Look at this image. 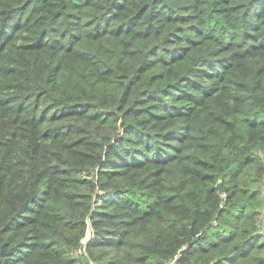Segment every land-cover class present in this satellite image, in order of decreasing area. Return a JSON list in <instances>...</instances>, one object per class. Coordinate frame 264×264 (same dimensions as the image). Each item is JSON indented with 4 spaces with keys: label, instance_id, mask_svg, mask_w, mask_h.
I'll return each mask as SVG.
<instances>
[{
    "label": "trees",
    "instance_id": "1",
    "mask_svg": "<svg viewBox=\"0 0 264 264\" xmlns=\"http://www.w3.org/2000/svg\"><path fill=\"white\" fill-rule=\"evenodd\" d=\"M262 190L264 0H0V264H264Z\"/></svg>",
    "mask_w": 264,
    "mask_h": 264
},
{
    "label": "water",
    "instance_id": "2",
    "mask_svg": "<svg viewBox=\"0 0 264 264\" xmlns=\"http://www.w3.org/2000/svg\"><path fill=\"white\" fill-rule=\"evenodd\" d=\"M217 187L219 191L222 192L221 182H218ZM91 239H92V230H91L90 224L88 223L86 227V232L84 236L81 238L80 242L83 245H86Z\"/></svg>",
    "mask_w": 264,
    "mask_h": 264
},
{
    "label": "rangeland",
    "instance_id": "3",
    "mask_svg": "<svg viewBox=\"0 0 264 264\" xmlns=\"http://www.w3.org/2000/svg\"><path fill=\"white\" fill-rule=\"evenodd\" d=\"M262 193H263V197H264V190H262Z\"/></svg>",
    "mask_w": 264,
    "mask_h": 264
},
{
    "label": "built area",
    "instance_id": "4",
    "mask_svg": "<svg viewBox=\"0 0 264 264\" xmlns=\"http://www.w3.org/2000/svg\"><path fill=\"white\" fill-rule=\"evenodd\" d=\"M168 264H171V263H168Z\"/></svg>",
    "mask_w": 264,
    "mask_h": 264
}]
</instances>
